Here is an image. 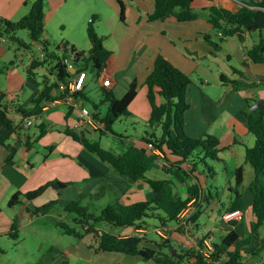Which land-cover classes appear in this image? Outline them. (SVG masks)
<instances>
[{"label": "trees", "instance_id": "16d2710c", "mask_svg": "<svg viewBox=\"0 0 264 264\" xmlns=\"http://www.w3.org/2000/svg\"><path fill=\"white\" fill-rule=\"evenodd\" d=\"M134 1V0H130ZM210 7L197 9L200 6L199 0H155L154 11L149 15L150 22L175 20L179 23H191L205 21L220 38L214 41L212 36H204L205 41L212 47L213 54L219 52L221 44L228 38L237 37L241 43H245L248 35L259 33V41L250 49H246L247 57L255 64H264V0H206ZM47 0H25L26 6L30 5L29 12L18 22H12L0 18V38L6 37L20 48L30 49L34 44L42 47L44 58L32 60L27 70L29 76H34V70L39 67L46 68L48 75L54 76L52 82L49 76L43 80V89L37 98L33 100V107L27 109H16L24 116H40L45 105L63 98L64 94L52 97L51 91L62 86H67L75 76L85 72L94 71L100 75L106 66L110 56V51L104 46L103 38L100 37L94 27V20L87 28L88 39L91 43L89 51H80L68 43L52 45L42 39L46 27L45 6ZM121 20L125 21V8L120 0ZM20 30L29 32L31 44H27L16 37ZM69 65L77 69V73L72 74ZM233 75L241 78L245 74L233 68ZM221 81L230 84L235 91L256 90L264 87V79L259 82L247 83L244 80H231L225 75H221ZM193 84L192 79L183 71L175 67L165 57L159 55L155 61L154 69L147 77L145 85L147 87V99L150 104L149 126L153 132L146 133L139 138L143 148L132 146L123 154L117 155L105 149L99 141L91 139V132L85 129L81 132L67 127L64 133L79 143L89 153L95 155L101 162L110 165L114 172L129 184L140 181L146 182L151 191L152 198L146 201L125 203L115 201L102 209L99 215L89 213V209L82 205V200L88 195L81 194L77 200L65 202L64 209L68 212H76L79 218L75 219L76 224H81L82 231L69 226L65 222L58 225L63 233L83 239L85 234H92L96 224L104 223L113 229H136L146 230L149 228L148 220L156 222L155 229L168 228L179 223L180 217L189 208V204L204 201V196L212 197L211 188L204 187L198 180L197 184L187 187V196L184 198L175 191L173 178L186 183L189 177L194 176L198 170V162L206 163V159L222 162L220 154L222 148L218 137L207 134L203 138L195 139L186 132V114L191 105L188 102L189 88ZM138 82L134 80L126 94L122 98L115 97L110 91L102 89L104 100L102 104L107 106L104 115L97 104L93 103L91 112L94 118L104 124V130L100 133L106 135L113 132L112 126L116 121L130 115L129 107L138 95ZM87 99V98H86ZM88 100V99H87ZM247 106L242 110L246 117V128L255 137L252 147H246L245 160L254 172V177L249 185V193L252 196V214L254 220L250 222L247 236H242L235 229L221 235L219 242L211 245L213 260H220L225 264H246L245 255L260 256L264 253V240L260 242V247L249 250L252 246L253 238L264 227V106L259 110L252 111V107L257 100L247 99ZM8 107L0 109V120L6 130H14V122L9 118ZM161 130V136L155 132ZM42 135H45L43 125L40 127ZM9 137L0 134V144L8 151L7 164H14L17 150L8 144ZM30 143L26 147L30 149ZM152 145L155 150H159L168 160H177V167L169 169L168 172L173 178L153 180L148 179L147 174L153 169L160 159V155L150 152L148 146ZM53 151V148H50ZM189 166V167H188ZM210 173H214L212 167L207 165ZM235 184L229 188L231 197L226 205L228 215H236L240 219L245 218L247 211L246 197L242 186L245 181V169L240 167L235 170ZM72 184L60 181L50 182L42 185L34 191L26 194L16 193L9 202V207L18 204L32 202L41 197L49 188L58 192L65 191ZM202 192V193H201ZM61 194V193H60ZM60 201H51L46 205L37 208L35 213L47 214ZM198 215L192 217L196 222ZM241 220L227 221L230 228L236 227ZM88 228V229H86ZM85 229V230H84ZM19 231V220L15 218L11 225L10 236L16 238ZM213 234V233H212ZM143 238L132 236L122 238L111 231H104L97 237V247L94 254L120 253L130 257H137L146 263L155 264H210L204 258L202 249L206 248V240L209 236L202 238V242L190 249H179L173 241H163L157 243V249L143 246ZM208 241V240H207ZM264 262V261H263ZM61 264H70V254L63 252ZM78 264H86L80 261Z\"/></svg>", "mask_w": 264, "mask_h": 264}, {"label": "rangeland", "instance_id": "374dc122", "mask_svg": "<svg viewBox=\"0 0 264 264\" xmlns=\"http://www.w3.org/2000/svg\"><path fill=\"white\" fill-rule=\"evenodd\" d=\"M103 1L105 0H101V19L94 23L97 33L105 36L103 40H108V44H111L112 48H118L119 50L123 40H126V44L130 45L131 36L139 35L134 21L136 18V3L133 4L130 0H120L125 8V21L123 22L120 18L121 10L117 2L115 0ZM24 2L25 0H23V7H25ZM92 5L91 0H47L45 6L46 30L42 39L52 45L61 43H69L71 45L72 43L80 51L89 50L87 28L89 24L88 20L92 16L88 8L92 7ZM29 9L30 5L26 6L18 14L11 11L3 12V19L18 22L28 14ZM255 35L259 36L257 33H254L252 37L255 43L252 40H248L249 45L256 44L258 39L255 41ZM16 37L27 44H31L27 30L18 31ZM40 47L34 44L30 49H24L6 37L0 38V98L4 103H18L27 109L33 107V100L41 93L43 80L47 74L42 69H39L34 76H29L27 70L32 60L38 59L41 56ZM166 47H164V50ZM174 48L178 49L179 44L171 45L167 50H174ZM128 49H130V46ZM223 55H219L218 60L209 57L210 62H207L196 56L192 57L185 54L186 64L190 66V71L187 75L192 79L193 85H197L199 88L202 87V84L208 86L206 82L215 85L216 82H219L220 76L218 72L231 76L227 61ZM13 59L16 60L15 66L11 64ZM44 69L47 70L46 68ZM94 78L95 72L90 70L89 94L92 100H89L88 107L92 109L93 103H95L98 105L99 110H101V114L104 115L107 111V106L102 104L101 101L104 100L105 96L97 88ZM210 89L213 100L218 101L221 94H223V90L213 87ZM58 93L59 89L54 88L51 91V96L56 97ZM189 93L188 101L192 104L193 108L186 115L196 120L205 119L211 123H216L217 125L213 126V129L211 128L212 131L217 134H223L224 130L221 124L225 123V121L229 123L228 118L234 120V115L236 116V114L229 110L222 111L223 109L215 105L204 107L201 105L200 96L196 91L193 90L192 93ZM194 104L196 107H194ZM149 109L147 88L144 85L142 89L139 87L138 98L129 108L130 115L116 121L112 126L113 132L103 135L97 129L92 128L90 129V136L92 137L95 134L101 139L103 147L117 155H121L125 152L126 144L124 141L122 143L119 138L139 139L146 133L151 134L153 132L149 126L151 112L147 114ZM64 110L65 108L58 107L52 109L49 113L52 115L49 117V120L56 125L55 128L58 130L47 128L45 135L41 136L42 131L39 127L41 124L40 118L36 122L37 126H32L31 131L35 149L26 151L23 146L18 155V158L21 156H23V159L26 158V163H30L31 166L24 168L21 165L13 167L6 164L3 169H0V264H61L63 252L65 251H68L70 254V264H78L80 261L86 264H154L152 262L146 263L143 260L120 253L94 254V250L91 247H94V249L97 247L98 235L110 230L107 228V224H96L94 232L92 234H85L86 236L83 239L66 235L59 227L58 224L60 222H65L69 226L82 231L81 224H76L75 221V219L80 217L79 214L68 212L64 209L63 204L72 201V196L78 195L79 199L80 194L86 193L88 196L82 200V205L89 209V213L99 215L107 205L117 200L122 201L120 199L123 197V194L119 188L130 195L133 193L126 179L121 178L115 172H110L105 178L101 179V183L99 184L101 186L99 188L97 182H89L92 171L88 166L86 156L81 153L82 146L64 133L66 123L63 114L59 113ZM14 114L15 112L13 111L9 112L13 122L15 121ZM78 114L76 111L77 116ZM229 124L231 126L232 123ZM236 128L239 129V127ZM155 132L158 136H161L160 129L157 128ZM236 134L237 136H241L240 133ZM249 135L250 139L248 142L246 141L245 147H251L255 143V137L252 134ZM51 146L55 147L53 153L49 152ZM93 157L97 158L95 155ZM174 161L160 156V159L154 166L159 169L161 174L164 172L167 178H173L166 171L177 167V163ZM205 161L209 167L213 168L215 174L210 173L207 165L200 161H197V172L199 173L200 182L203 183L204 181L211 188L212 197H207L206 194L203 202L198 200L197 203H194V201L190 203L189 209L184 213L183 218V221L187 224L183 223L175 229V233H168L166 234V238H164L156 231L149 232L147 233L148 236H144V243H148L157 249V243L171 240L179 249H190L202 242L203 235H208L209 239L207 240L210 245H213L214 242L220 241L219 230L221 228L212 229L219 224H227L229 220H241L242 224L239 226V231L241 234L247 236L250 217L240 219L238 214L228 215L225 208L227 200L223 188L227 187L229 181L234 180L235 174L227 152L222 155V162H216L211 159H206ZM104 164L110 167V165ZM154 173L150 175L157 177ZM186 179L187 182L182 183L177 178H173L175 191L183 197L187 196V187L189 185H194L193 182L197 184L194 177ZM56 181L72 185L63 192L49 188L41 197L30 203L9 207V202L14 194H26L38 189L42 185ZM148 189L141 192L140 198L126 200L124 197L122 199L127 203L149 200L152 198V191L149 187ZM242 190L244 194H249V190L245 189V186ZM119 196L121 197L120 199ZM51 201H60V203L55 205L45 215L35 213L37 208ZM195 214L199 217L196 219V222H193L191 219ZM15 218L19 220V231L16 238L10 236L11 225ZM148 223L150 230H153L156 222L148 220ZM118 231L115 234L120 233ZM263 231L264 228L260 231L262 233L259 236L260 239L261 237L264 239ZM175 236H177V239H175ZM179 237H183L185 240L179 241ZM252 257L254 256L249 254L244 256L246 264L263 263L261 261L252 262ZM183 264L188 263L185 262Z\"/></svg>", "mask_w": 264, "mask_h": 264}, {"label": "crops", "instance_id": "0c3cea01", "mask_svg": "<svg viewBox=\"0 0 264 264\" xmlns=\"http://www.w3.org/2000/svg\"><path fill=\"white\" fill-rule=\"evenodd\" d=\"M115 1L117 2V0ZM91 2L93 4L92 7L88 8V11H91L90 13L92 16L88 20L89 24L91 23L90 22L91 20H94V23H95V21H98L99 19H101V12H100L101 11V0H91ZM103 2H108V1L105 0ZM132 2L133 4L136 3V11H135L136 18L134 21H135L136 27L138 28L139 35L131 36L132 40L130 42V45H128V43L126 44V40H123L119 50L118 48L117 49L112 48L111 44H108V40L106 41L103 40L104 46H106V48L110 51V56L106 62V66L104 70L102 71V73H100V75L98 76L95 73L94 80H95L97 88L99 89L100 92H102V89L105 88L106 90L110 91L115 97L122 98L126 94L130 84L134 80L138 82V87H141V89L143 88L147 77L151 74V72L154 69L155 61L159 55H162L170 63H172L175 67H177L184 73L188 74L190 71L189 70L190 66L186 64V61H185L186 58L184 56L185 54H188L192 57L196 56L197 58L199 59L201 58L203 59V61H207V62H210L209 57L211 59L218 60L219 55L224 54L223 57H225L227 61V66L231 72V76L220 73L217 70L220 76L219 82H216L215 85L214 84L211 85L209 82H206L208 83L207 84L208 86H205V84H202L201 88L197 87V85L192 84L189 88V92L191 91L190 93H192L193 90L196 91L200 96L201 105H203L204 107H211L212 105L219 106V108L223 109L222 111H226V110L232 111L233 113L236 114V116L234 115V120H231V118H228V122L232 123L231 126L229 123H227V121L221 124L224 132L223 134H217L212 131L213 126L217 125L216 123H213V122L211 123L210 121H207L205 119L196 120L186 115V132L190 137L195 138V139L203 138L207 134L218 137L221 143L220 147L222 148V152L220 154L221 160H222V155L225 152H227L231 165H233L234 171L240 167H244L245 181L242 186V189L244 186H245V189L246 188L248 189L250 183L253 180L254 172H253L252 167L249 164H247L245 160V155H246L245 145H246V141L248 142V140L250 139L249 134L251 133L246 128L247 119L242 114V110L247 106V101H246L247 99L257 100V102L264 101V87H259L255 91L243 90V91L238 92V91L233 90L230 84L222 82L221 75H225L227 78L231 80H244L247 83L259 82L261 79H264V64L253 63L247 57L246 52H245L246 49H250L254 45V44L253 45L248 44V40H252V42H254V38L252 37L254 33L247 36L244 44L241 43L237 37L226 39V41L221 44L220 51L215 52V54H213V49L205 41L204 36L206 35L212 36L214 41H218L220 38V35L217 36L215 33V30H213L205 21H196V22H191V23H179L175 20L150 22L148 20V17L154 11L155 0H141V1L134 0ZM199 3H200V6L197 9L210 7L209 2H207L206 0H199ZM22 4H23V0H0V18L4 17L3 16L4 14L2 13L6 11H11L15 14L20 13L26 7L25 4H24L25 7H23ZM45 30H46V27H45ZM257 34L259 35V33ZM99 36H102V35L99 34ZM102 38L105 39V36H102ZM249 38H252V39H249ZM256 40L257 42L259 41V36L257 37L255 35V41ZM176 43L179 44L178 49L174 48V50H170V51L167 50L169 49V47H171V45H175ZM167 44L169 45L167 46ZM71 45L76 47L75 44L71 43ZM89 45L91 48L90 41H89ZM129 46H130V49H128ZM163 46L164 47L167 46L165 50ZM15 63H16V60L13 59V61H11V64L15 66ZM233 68L243 72L245 74V77L241 78L237 75H233ZM39 69H42L44 72H46L47 74L46 76H49L47 70H45L42 67H39L38 69L34 70V73H36V71ZM69 70L71 71L72 74L77 73V69L73 68L72 65H69ZM49 77L52 82L55 81L54 76L50 75ZM89 80H90V72H87L85 86H84L82 93H80L87 107H88L89 100H92L89 94L90 93L89 92L90 90ZM211 87L220 88L221 90H223V94H221L218 101L213 100V97L210 94ZM61 94H63V88H60L59 93L56 96L58 95L60 96ZM138 94H139V89H138ZM137 98H138V95L136 99ZM61 99L62 98L56 99L54 103L52 102L44 106L42 114L39 117L41 120V124L39 127L43 125L45 130L47 128L48 129L50 128L51 130L57 129L55 128L56 125L53 124L51 120H49V117L52 116L49 113L54 108L63 107L65 108L64 111H61V112L57 111V112L63 114L64 120L66 123L65 128L67 127L73 128V126L75 125L78 119V116L76 115L75 111H71L67 107V105L61 102ZM136 99L133 101L131 105L134 104ZM6 107H8V110H9L8 112H12V111L15 112L14 114L15 121L13 124L14 130H12V132L9 130H6L3 126V123L0 120V134H3L9 137L8 144L13 146L17 150V153L15 156L14 164L13 165L7 164L6 159L8 156V151L4 146L0 144V169H3L6 164L9 166H13V167L21 165L24 168H26V166H31L30 163H26L25 161L26 158L23 159V156L18 158V155L23 146L26 151L35 149V144L33 143L31 130L34 126H37V123L30 129H22L19 125L21 121H20L19 113L16 111V109H19V108L27 109V108H24L22 105L18 103H12V104L4 103L3 100L0 98V109H5ZM194 107H196L195 104H194ZM192 108L193 106L191 104V108L189 112H191ZM150 111L151 109L147 111V114ZM9 118L12 120V116L9 115ZM38 120L36 122H38ZM236 127H239V129H237ZM236 133H240L241 136H237ZM91 139L94 141H99L101 143L100 141L101 139L97 137L95 134L91 137ZM119 139L121 142L122 141L125 142L126 144L125 151L128 150V148L132 146L143 148V144L140 139H126L125 137H121ZM27 142L30 143L29 144L30 149L26 147ZM115 147H117V145H115ZM51 148H53V151L49 150V152L53 153L55 151V147L51 146ZM81 153L86 156L87 161H88V166L90 167L92 171L89 182L91 181L97 182V186L99 188L101 186L99 185L101 183V179L105 178L108 175V173L114 172L113 168L105 164L103 165V163L99 159L93 157V154L91 155V153H89L84 147H82ZM172 160H175L174 162H177V160L174 158H172ZM197 171L198 170L196 169L194 176L192 177H194L196 182L198 183L199 173ZM152 173H154L157 177L151 176L150 174ZM147 177L148 179H153V180L170 179L164 175V172L161 174L159 169L156 168L155 166L147 174ZM0 182H1V176H0ZM193 183L195 184V182ZM201 184L206 188L207 187L210 188L207 184H205L204 181ZM234 184H235V178L233 181H229L226 188H223L227 203L231 197L229 188L233 187ZM128 185H130L131 190L133 192L131 195L125 192L123 189L119 188V190L123 194L122 198L124 199L125 197L126 200H131L132 198L133 199L140 198L141 192L145 189H148L149 187V185L144 181H140L134 184L128 183ZM82 194H86V193H82ZM209 194L212 195L211 190ZM244 195L246 197V204H247V211H246L245 217H250V221H249V225H250V222L254 220V216L252 214V207H251L252 196L250 193L244 194ZM72 197L73 198L71 199L73 200L78 199V195H75ZM120 198L121 197L119 196V199ZM122 198L120 200L125 202V200H123ZM27 203H30V202H27ZM241 224L242 222H240L236 227H233V228H230L228 224H224V225L219 224L215 226L212 230H215L216 228L217 229L221 228V230H219L220 232L219 235L221 237V235L225 234V232L230 231L232 229H235L237 232L240 233L239 226ZM177 228H178L177 223L169 226L168 227L169 234L175 233L174 231ZM109 229L111 230L113 234H115V232L119 230L118 232L120 233H116L115 235H118L122 238H127V237H132V236H138V237L143 238L144 236H148L147 233L155 232L156 230L155 228L153 230H150V228H147L146 230H136V229L128 228V229H117L113 231L111 228ZM260 231L253 238L252 246L249 248V250H254L260 247V242L264 240L262 239V237L261 239L259 237L262 234L260 233ZM241 235L245 236L243 234ZM214 236H215V233H214ZM202 237H205V235H203ZM175 239H177V236H175ZM182 239L183 241L185 240V238L183 237L178 238L179 241H182ZM143 244L145 245V247L155 249L153 246L149 245L148 243L143 242ZM251 256H254V255H251ZM133 258H137V257H133ZM137 259H140V258H137ZM255 261L263 262L264 253L260 256L252 257V262H255ZM244 262L246 263L245 260ZM261 264H264V262Z\"/></svg>", "mask_w": 264, "mask_h": 264}, {"label": "built area", "instance_id": "2783aa9c", "mask_svg": "<svg viewBox=\"0 0 264 264\" xmlns=\"http://www.w3.org/2000/svg\"><path fill=\"white\" fill-rule=\"evenodd\" d=\"M90 22H92V20ZM40 51L42 52V47H40ZM40 57H41V59H43L44 55L41 53ZM85 80H86V73L83 72V73L75 76V78H73L67 86H62L61 88H63L64 96L61 99V102H63L65 105H67V107L71 111H75V112L77 111L79 113L78 119H77L75 125L73 126V129L75 131L81 132L85 129L94 128L100 132L101 130L104 129V124H102L101 122L97 121L94 118L93 113L86 106V103L80 94V93H82V91L84 89ZM19 117H20V121H21L19 124L20 127L22 129H30L32 126L35 125L36 121L38 120V118L40 116L34 115V116L24 117V116L19 114ZM148 150L150 152H154L160 156H163L162 153L159 150H155L152 145L148 146ZM187 210L185 212H183V214L181 215L180 221L177 224L178 227H180L183 223L187 224L185 221H183L184 213H186ZM155 231L160 236H162L164 238H166V234L169 233L168 228H158ZM206 246L207 247L202 249L201 251H202L204 258L207 260L208 263H210V264H225L220 260H213V257L211 256L213 249L207 240H206Z\"/></svg>", "mask_w": 264, "mask_h": 264}, {"label": "water", "instance_id": "95a60500", "mask_svg": "<svg viewBox=\"0 0 264 264\" xmlns=\"http://www.w3.org/2000/svg\"><path fill=\"white\" fill-rule=\"evenodd\" d=\"M264 106V101H258L254 106L252 107V111L259 110L261 107Z\"/></svg>", "mask_w": 264, "mask_h": 264}]
</instances>
